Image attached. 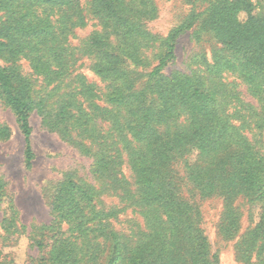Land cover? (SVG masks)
Instances as JSON below:
<instances>
[{"label":"trees","instance_id":"trees-1","mask_svg":"<svg viewBox=\"0 0 264 264\" xmlns=\"http://www.w3.org/2000/svg\"><path fill=\"white\" fill-rule=\"evenodd\" d=\"M146 1L91 0V11L102 29L85 46L94 56V71L110 81L107 101L116 111L115 153L101 154L94 171L109 176L115 192L126 191L125 199L143 217V230L140 234L116 230L113 220L121 210L100 208L93 187L67 180L52 203L53 219L41 228L35 242L39 251L35 264H216L217 254L211 253L203 230L190 223L193 205L173 179L171 170L178 159L184 177L202 196L223 198L229 209V234L237 231L239 206L233 202L239 196L260 207L258 221L238 248L248 261L254 254L264 264V149L246 133L253 116L242 113L257 109L248 107L220 80L224 70L238 74L260 100V113L257 110L252 122L264 126V12L255 13L249 0H219L210 8L207 23L231 56L217 55L213 64L206 62L204 71L193 74L161 73L175 56L176 37L195 19L173 29L146 81L153 83L149 88L155 97L150 100L146 87L129 91L132 81L119 65L125 57L142 63L143 47L154 39L138 19L154 10H146ZM0 11V95L25 136V162L30 168L34 158L30 118L35 106L42 105L13 61L6 66L1 59L31 53L35 73L48 83L61 79L74 57L68 36L83 16L79 0H0ZM240 12L247 18L241 20ZM78 82L81 90L92 91L84 77ZM74 107L72 100L61 101L55 123L82 117L86 110L82 108L78 116ZM8 130L1 126L0 136L9 137ZM123 156L132 186L122 171Z\"/></svg>","mask_w":264,"mask_h":264},{"label":"rangeland","instance_id":"rangeland-1","mask_svg":"<svg viewBox=\"0 0 264 264\" xmlns=\"http://www.w3.org/2000/svg\"><path fill=\"white\" fill-rule=\"evenodd\" d=\"M83 22H79L68 36L73 49L72 63L68 64L67 75L48 83L43 75L33 71L31 56L17 54L13 60L7 55L1 59L2 65L12 61L17 72L32 84V95L37 103L31 113L30 122L33 128L30 144L34 158L30 168L26 167L25 136L20 128L15 113L0 95V127L9 128V137L0 136V264H35L38 256L36 240L41 236V228L53 219L52 203L58 194L61 184L73 180L81 185L91 186L96 190V202L102 209H120L117 219L113 220L116 230L124 234H140L144 227L143 217L125 199L126 191L115 192L113 180L107 175L95 173L96 161L101 154L115 153V114L113 105L107 101L110 81L94 71V56L87 53L86 45L89 37L101 31L99 20L91 11V0H79ZM219 0H147L148 9L154 8L146 16L138 17L141 28L148 31L154 39L143 47L144 61L134 63L131 59L121 58L119 65L131 79L130 92L146 87L147 96L153 100L147 83L151 70L159 63L164 54L163 41L168 34L185 22L195 19L190 29L183 30L176 37L175 56L161 73L170 76L181 72L193 74L197 70L204 71L206 62L214 63V57L231 53L224 48L219 38L207 23ZM234 2L236 0H227ZM255 13L264 12V0H249ZM61 12V11H60ZM53 17V16H52ZM55 17H59L58 14ZM241 20L247 14L240 12ZM3 13L0 11V24ZM84 77L92 91L81 90L78 78ZM224 81L233 89L238 97L261 110L260 100L251 91L238 74L224 70L221 73ZM72 100L75 104L74 114L82 117L73 119L71 123H55V113L63 100ZM40 107V108H39ZM257 110L242 112L251 123L245 129L248 136L258 139L257 144L264 149V126L253 124L257 120ZM76 121V122H75ZM122 171L132 186V174L123 156ZM171 173L175 182L180 183L182 196L188 199L193 208L189 218L193 226H199L208 239L211 253L217 254L216 264H263L257 261L254 254L248 261L244 253L239 251L238 244L243 236L258 221L260 207L250 205L239 196L233 205H238V227L233 234L227 232L228 211L223 198L217 195L202 196L184 177L183 164L179 159L174 163ZM117 193H120L117 194ZM62 229H67L63 223Z\"/></svg>","mask_w":264,"mask_h":264}]
</instances>
